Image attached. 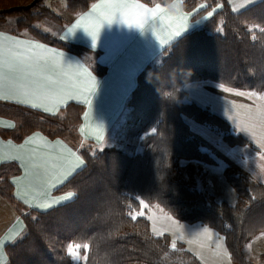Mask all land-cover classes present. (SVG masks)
Returning <instances> with one entry per match:
<instances>
[{"label": "trees", "instance_id": "trees-1", "mask_svg": "<svg viewBox=\"0 0 264 264\" xmlns=\"http://www.w3.org/2000/svg\"><path fill=\"white\" fill-rule=\"evenodd\" d=\"M91 1L66 0L67 10H84ZM155 1L165 5L171 0ZM201 2L207 6L195 17L216 5L221 8L201 28L170 44L159 64L148 65L137 75L127 101V126L131 134L140 136L143 151L129 155L108 147L91 154L81 148L84 166L54 190L73 191L72 200L46 211L17 200L25 235L4 246L7 264H81L72 262L64 252L67 242L90 245L83 264H201L182 243L173 247L168 236H154L144 217L129 215L139 208L137 198L162 206L181 221L216 230L233 263L252 264L244 258L242 248L250 237L264 232V184L225 166L223 176L236 193L233 204L189 186L184 174L190 163L214 164L215 159L191 134L184 118L210 126L229 145L252 144L208 108L184 101L181 87L208 78L238 89L264 91V0L238 13L230 11L227 0H184L182 7L189 12ZM35 4L46 18L59 21L41 0ZM253 23L263 30L248 31L245 26ZM15 24L46 43L65 45L19 20ZM68 49L80 52L83 47L71 44ZM0 105L23 112L19 118L22 132L15 140L34 130L53 134V117L13 103ZM80 111L69 105L65 114L77 121ZM1 133L12 134L9 130ZM19 173L16 163H0V195L9 202L15 201L10 179Z\"/></svg>", "mask_w": 264, "mask_h": 264}, {"label": "crops", "instance_id": "crops-1", "mask_svg": "<svg viewBox=\"0 0 264 264\" xmlns=\"http://www.w3.org/2000/svg\"><path fill=\"white\" fill-rule=\"evenodd\" d=\"M28 1L0 0V9L24 5ZM183 1L171 0L162 5L155 0H150L149 3L140 0H128V2L142 4L154 12L146 13L142 25H138L129 23L121 11L116 9L110 20H100L95 46H93L91 35L83 28V23L99 18L101 11L109 10L110 4L119 2V0H93L86 9L75 12L67 10V2L64 0L60 13L46 6L41 0V4L47 7L59 21H53L49 18L40 19L36 22L38 23V26L36 24L37 30L62 42L65 44L64 47L46 43L31 35L26 28L17 29L15 27L16 20H11L15 16L4 17L0 20V45L7 46L15 39L44 45L47 49L62 53L61 64L63 66L70 65L77 71L87 69L96 80L94 91L88 92L85 84L79 92H72L65 96L64 103L51 112L45 111L44 108H33L28 104L0 98V103L25 106L47 114L56 121L51 125L52 135L42 130H34L26 133L20 140H15L14 136L22 132L19 118L22 119L23 112L10 106L0 105V163L13 162L20 168V173L10 179L13 185V196L18 201L38 211H46L69 201L73 198V193L69 196L67 195L69 191L55 193L54 190L84 166V161L79 153L83 145L91 143L99 149L98 146L104 143L108 137L118 135L117 130L121 131L123 139L131 137L126 128L129 117L127 101L131 91L136 86L138 73L148 65L159 64L164 55V50L170 44L187 33L201 28L205 21L221 8L220 4L216 5L202 15L195 17L207 5L201 2L195 9L187 12L182 7ZM260 1L227 0V3L231 12L238 13L248 10ZM94 5L97 7L94 8ZM179 14H183V24L173 18ZM77 21H80L81 25L70 32L69 29L77 24ZM248 25L252 27L254 24ZM71 44L80 45L83 50L80 52L71 51L68 49V45ZM95 69L98 72H95ZM221 84L209 79L189 81L183 85L185 92L183 100L208 108L228 122L233 131L241 134L259 148H254V150L252 143V145L240 146L225 145L221 144L222 141L219 138L209 136L221 150H226L228 157L223 161L224 166L233 167L250 180L264 184V140L258 143L259 137H254L252 132L245 127L246 117L244 113L247 110L239 107L240 105H250L252 109H255L256 100L254 97L249 98L229 90L243 89L225 85V87H220ZM260 93H264V91ZM86 96L87 100L85 99ZM69 105L81 110L77 121L65 114ZM185 121L191 134L204 145L202 130H206V128L199 126L189 118H186ZM3 130H9L12 134L3 136L1 133ZM98 136L102 139H98ZM132 137L136 138L137 136ZM115 140L114 137L112 142ZM136 146L137 144L133 148ZM108 147L103 146L101 149ZM69 150L71 154L78 156L83 163L73 160V166L62 175L53 172L51 168L46 171L42 167L41 154H49L54 162V158L60 153L72 158L69 156ZM232 152H236L235 160ZM214 159L216 163V158ZM7 202L0 196L1 255L4 252L5 244L17 239L23 231V225L18 226L19 217ZM41 204L47 205V207L42 208L40 207ZM262 242L264 243V232L258 233L244 245V253L252 264H264V247L257 249V244H263ZM247 251L252 253V257L247 256ZM2 262L0 261V263Z\"/></svg>", "mask_w": 264, "mask_h": 264}, {"label": "snow or ice", "instance_id": "snow-or-ice-1", "mask_svg": "<svg viewBox=\"0 0 264 264\" xmlns=\"http://www.w3.org/2000/svg\"><path fill=\"white\" fill-rule=\"evenodd\" d=\"M94 8L97 6L94 5ZM119 9L129 23L142 25L143 17L148 12H154L152 9L145 8L137 2H128V0H119V2L111 3L109 10L101 11L99 18L83 23V28L91 35L93 46L100 28V20L112 18L113 12ZM174 19L184 23L183 14H179ZM81 22L73 25L69 31L75 30L80 26ZM62 53H57L55 50L47 49L46 46L35 42H27L15 39L7 46L0 45V98L5 100H13L22 104L31 105L33 108H44L45 111L51 112L54 108L64 103L65 96L72 92H79L86 84L87 91L92 92L96 87L95 77L92 76L87 69L77 71L72 66H63L61 64ZM220 87H225L223 84ZM242 96L255 98V109L250 105H240L239 107L246 109L244 113L246 117L245 127L252 132L254 137H259L257 142L264 140V93L256 91L233 90ZM87 100V96L85 97ZM91 103L90 100H88ZM236 106V104H234ZM98 139L102 137L98 136ZM41 165L47 171L49 168L57 174H64L70 167L73 166V160L83 163L78 156L71 154L64 156L62 153L57 154L53 158L43 153ZM67 195L71 196L72 193ZM44 208L47 205L41 204ZM149 219L155 220L154 215ZM168 219H171L168 217ZM153 231L156 232L155 226ZM209 230L205 229L207 233ZM157 235L161 233L156 232ZM192 241H189L191 243ZM88 243H68L67 253L73 259L80 258V249H88ZM175 247V244H173Z\"/></svg>", "mask_w": 264, "mask_h": 264}, {"label": "rangeland", "instance_id": "rangeland-1", "mask_svg": "<svg viewBox=\"0 0 264 264\" xmlns=\"http://www.w3.org/2000/svg\"><path fill=\"white\" fill-rule=\"evenodd\" d=\"M36 1L37 0H29L24 5L4 7L3 9H0V20L3 19L4 17L15 16L11 20L15 19L16 22H17V20H19L23 23L24 26H27V27L30 26L34 29H37L36 24L38 26V23H36V22H38V20H40V19H45L46 16H44V13L42 11L41 12L38 11L37 5L35 4ZM43 1H44V4L46 6H48L49 8L57 10L58 13H60L62 11V6L64 4V0H43ZM9 10H13L12 12H14V13L10 14V15H5L4 12H8ZM200 15H202V14H200ZM249 16L251 17V15H249ZM253 24L254 25L252 27L250 25H248V26L246 25L245 26L246 29L248 31L253 30V31H257V32H261L263 30L262 26H259L258 24H255V23H253ZM46 31H48V30H46ZM248 77H249V75H248ZM205 79L207 80L208 78L196 79V80H205ZM209 80H211V79H209ZM191 81H195V80H191ZM183 85L181 87L182 91H183ZM223 85H225V84H223ZM225 86H227V85H225ZM228 87H230V86H228ZM246 91H250V90H246ZM251 91L262 92V91H257V90H251ZM183 93H185V92L183 91ZM184 96H185V94L183 95V98H184ZM186 118L187 117H185L184 119L186 120ZM189 120H193V119L189 118ZM193 122H195L199 126H203L206 128V130H202L203 135H204L203 147L214 158H216V163L212 165V164H207L204 162L192 161L193 163L192 164L190 163V165H189L190 168H189L188 173L184 174L185 179L188 182L189 186L196 187L200 190H203V191H206V192L212 194L213 197L218 201H226L229 204H233L236 200L235 190L225 180L223 173H222L223 168L225 167L223 164V161L226 160L225 158L228 157V154H227L225 149H223L224 150V153H223V150H221L218 145L214 144L213 139L209 138V136H212L214 138H219L222 141L221 144L228 145V143H226L222 139L221 134L215 132L212 128H210V126L197 123L194 120H193ZM126 128H127V133L131 137H126V139L125 138L123 139L122 138L123 136H121V131L117 130L118 135L113 136V137H108L104 143H102L100 146H98L99 149L95 148V146L91 143L90 144L87 143V144L83 145L82 148L86 149V151L91 153V154H94L95 152L101 151L102 150L101 148L103 146L114 147L116 149L118 148L121 151H123L124 153H127L129 155L141 153L143 151V148L140 146V142H139L140 136L136 135L137 136L136 138L132 137L134 135L129 132L127 125H126ZM233 132H235V131H233ZM114 137L116 138V140L112 142V140H114ZM136 144H137L136 148H133V146ZM235 146H240V145H235ZM252 148L254 149V148H258V147L253 144ZM235 153L236 152H232V156H233L234 160L236 159ZM237 153H239V150H237ZM12 188H13V185H12ZM69 192L73 193V191H70V190H69ZM74 196H75V194L73 193V198H74ZM3 199L7 202V200L5 198H3ZM72 199H70V200H72ZM137 200L139 203V208L137 210L130 211L129 215L132 218L144 217L148 221L149 230L151 231V233L154 236H163V235L168 236L169 243L171 246H173V244L176 245V243H178V242L182 243L184 245V248L187 247L186 250L189 249L190 250L189 252L192 253L201 264H232L231 263L232 261L229 259V255H228L227 248H226V245L224 242V238L216 230H214L208 226L202 225L200 223H197V222L189 223V222L181 221V220L173 217L162 206H160L156 203H149V202L143 200L142 198H137ZM16 201H17V199L15 198L14 202L8 201L7 203H9V205L13 207L15 214L19 217L18 226L23 225V231H22L21 235L18 236V238L15 239L14 241H12L11 243H13L17 240H20L25 235L24 222L21 218L19 211L17 210V208L15 206ZM153 215L155 217L154 221L152 219H149L150 216H153ZM168 217H170L171 219H168ZM154 226L156 228V232L161 233L160 235H157L156 232L153 231ZM205 229H208L209 231L207 233H205L204 232ZM259 233H262V232H259ZM256 235H254V236H256ZM254 236L250 237L248 240H250ZM189 241H192V242L189 243ZM246 242L244 243V245L246 244ZM11 243L9 242V243H6L5 245L11 244ZM68 243H70V242H67L64 245V252L67 255H69L67 253V250H66ZM80 244L82 245L84 243H80ZM244 245L242 248V253H243L244 258L249 260L244 253ZM262 247H264V243L263 244H257L258 250L261 249ZM3 249H4V247H3ZM86 252H87V249L81 248L79 259H73L70 255H69V257L72 260V262L83 264V262L85 260ZM247 256L252 257V253L247 251ZM0 261H3L0 264H7V256L5 254V251L2 253V255H1V251H0ZM234 264H236V263H234Z\"/></svg>", "mask_w": 264, "mask_h": 264}]
</instances>
